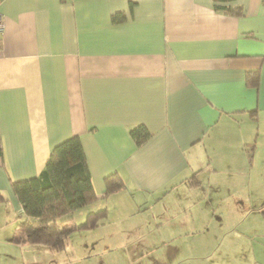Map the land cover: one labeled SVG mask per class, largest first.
<instances>
[{
    "label": "crops",
    "instance_id": "obj_1",
    "mask_svg": "<svg viewBox=\"0 0 264 264\" xmlns=\"http://www.w3.org/2000/svg\"><path fill=\"white\" fill-rule=\"evenodd\" d=\"M227 5L242 13L214 0H1L0 190L21 211L11 180L79 136L93 209L129 189L169 210L193 188L210 203L221 190L244 207L235 240L264 263V0ZM138 125L151 133L141 145ZM115 171L125 187L103 198Z\"/></svg>",
    "mask_w": 264,
    "mask_h": 264
},
{
    "label": "rangeland",
    "instance_id": "obj_2",
    "mask_svg": "<svg viewBox=\"0 0 264 264\" xmlns=\"http://www.w3.org/2000/svg\"><path fill=\"white\" fill-rule=\"evenodd\" d=\"M132 192L129 189L119 197L106 198L107 213L98 225L74 231L65 248L56 251L15 242L21 211L3 191L7 201H0V264H264L247 245L239 246L235 240L233 224L246 226L244 207L230 199L221 203V190L209 192L213 203L202 187L193 188L182 204L174 203L177 193H172L170 210L158 202H143L145 197ZM189 199L188 211L184 204ZM93 208L86 204L76 209L73 220L83 221ZM189 226L197 229L188 232Z\"/></svg>",
    "mask_w": 264,
    "mask_h": 264
},
{
    "label": "trees",
    "instance_id": "obj_3",
    "mask_svg": "<svg viewBox=\"0 0 264 264\" xmlns=\"http://www.w3.org/2000/svg\"><path fill=\"white\" fill-rule=\"evenodd\" d=\"M214 1L218 11L235 15L242 13V7L227 5L232 0ZM258 79V70L247 75L248 84L256 85ZM131 133L138 145L151 135L145 125L134 127ZM2 157L0 134V160ZM189 182L192 185L199 184L195 175ZM105 185L103 198L125 187L124 180L117 171L105 176ZM11 186L22 207L17 216L14 233V240L19 244L34 243L56 251L63 250L71 233L94 228L107 213V207L104 205L89 210L81 222L73 220L76 209L98 199L79 136H71L57 144L45 168L38 175L11 180ZM0 201H7V196L1 190Z\"/></svg>",
    "mask_w": 264,
    "mask_h": 264
},
{
    "label": "built area",
    "instance_id": "obj_4",
    "mask_svg": "<svg viewBox=\"0 0 264 264\" xmlns=\"http://www.w3.org/2000/svg\"><path fill=\"white\" fill-rule=\"evenodd\" d=\"M0 3H1V0H0ZM4 27H5V24H4L3 14L0 9V32L4 30Z\"/></svg>",
    "mask_w": 264,
    "mask_h": 264
}]
</instances>
